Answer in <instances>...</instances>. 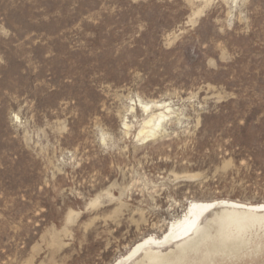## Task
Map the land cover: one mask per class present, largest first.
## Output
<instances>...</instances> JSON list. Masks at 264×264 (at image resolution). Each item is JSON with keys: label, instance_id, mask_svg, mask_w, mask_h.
<instances>
[{"label": "rangeland", "instance_id": "1", "mask_svg": "<svg viewBox=\"0 0 264 264\" xmlns=\"http://www.w3.org/2000/svg\"><path fill=\"white\" fill-rule=\"evenodd\" d=\"M214 201L264 204V0H0V264H264L219 207L127 258Z\"/></svg>", "mask_w": 264, "mask_h": 264}, {"label": "bare ground", "instance_id": "2", "mask_svg": "<svg viewBox=\"0 0 264 264\" xmlns=\"http://www.w3.org/2000/svg\"><path fill=\"white\" fill-rule=\"evenodd\" d=\"M154 106L150 104H142L144 112L151 111V108L162 109V104L154 103ZM168 108V107H167ZM156 115V114H155ZM166 118L165 111H160L154 116L151 115L142 123V127L139 130L138 134H145L147 137L155 134L156 130L160 128L161 122ZM219 207L220 211L216 212L215 216L220 212L224 211L225 215L228 217L217 219L216 223H220L221 221V230L224 231L226 227H229L231 230H228V236L225 238L239 237L242 234V231L247 229L244 226V213L247 214H255L257 212L264 213V204H242L233 201H220V202H191L188 206L187 212L185 216L179 221H175V226L171 225L169 230L164 234V237L157 239L156 237H146L142 239L140 242L134 245L132 250L129 252L127 258H131L136 256L140 251L145 250L150 245L162 244L168 242L170 240L183 239L184 241L177 244L179 255L182 253H188L189 251H196L199 246L211 236V231L206 225L198 227V222L200 218L213 210L214 208ZM212 220V219H211ZM264 220V216L257 218L253 221L252 226L254 227V222H257L261 225V221ZM214 221V218H213ZM209 223V222H208ZM248 227V225H247ZM232 231V233L230 232ZM225 233V232H224ZM173 252L168 255L163 256H145L140 262L136 264H171L169 262V258ZM179 255L176 256V260L178 261ZM120 264V263H116Z\"/></svg>", "mask_w": 264, "mask_h": 264}]
</instances>
